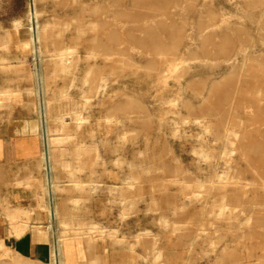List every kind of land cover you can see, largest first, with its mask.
Instances as JSON below:
<instances>
[{
    "label": "rangeland",
    "instance_id": "374dc122",
    "mask_svg": "<svg viewBox=\"0 0 264 264\" xmlns=\"http://www.w3.org/2000/svg\"><path fill=\"white\" fill-rule=\"evenodd\" d=\"M68 48L62 72L55 54ZM0 55V112L31 86L42 151L44 102L60 95L51 115L67 125L83 118L82 187L36 170L48 264L53 252L63 264H264V0H0ZM21 167L0 169V224L15 236L29 224L8 201ZM59 220L73 239L57 255Z\"/></svg>",
    "mask_w": 264,
    "mask_h": 264
},
{
    "label": "crops",
    "instance_id": "0c3cea01",
    "mask_svg": "<svg viewBox=\"0 0 264 264\" xmlns=\"http://www.w3.org/2000/svg\"><path fill=\"white\" fill-rule=\"evenodd\" d=\"M29 39L32 42L34 41L31 37ZM20 46H25V41ZM7 58L10 59L9 56ZM0 67L1 69H7L9 66L1 61ZM12 94L11 97L14 98V101L8 106V111L0 112V169L1 167L18 169L21 166L20 169H28L11 184L8 201L15 210L27 213V219L23 218V220H28L29 224L19 236L12 235L7 226L5 229L8 232H4L5 229L0 224L3 247V250L0 249V253H7L9 260H4V264H15L16 262L48 264L50 250L46 223L50 215L40 207V199L43 193L38 186L37 181L40 177L36 170L43 161L45 170L46 165H48L49 178L56 184H60V179L66 176L67 171L72 170L74 162L83 153L82 143L76 142L74 135H72L73 130L79 129L83 118L79 113H73L71 115L73 126H70L65 124L61 118L53 117L50 102L60 98V95H58V98L53 97L51 101L44 102L40 113L41 122L44 125V130L42 126V133L45 137V149L42 151V136L40 137L38 113L36 103L32 97V87L28 85L20 86V89L18 91L13 90ZM105 122L110 125L107 121ZM67 128L70 131H65ZM67 140L72 144V148L66 149V151H71V161L60 171L61 166L64 164V160L60 159V156L61 152L65 151L62 150L63 147L60 143ZM52 143L54 147L51 146ZM62 172H64V175L60 177ZM53 204H56V201Z\"/></svg>",
    "mask_w": 264,
    "mask_h": 264
},
{
    "label": "bare ground",
    "instance_id": "6f19581e",
    "mask_svg": "<svg viewBox=\"0 0 264 264\" xmlns=\"http://www.w3.org/2000/svg\"><path fill=\"white\" fill-rule=\"evenodd\" d=\"M32 17H34V18H36L37 17V12H33L32 13ZM68 25V24H67ZM67 27V26H66ZM46 27L45 26H43V27H41V29H38L37 30V35H38V39H40L41 37H43V36H45L46 35ZM78 33H80V32H78ZM240 49H241V51L242 50H244L245 48H242V46H240ZM91 52V51H90ZM92 53V52H91ZM91 53H88L87 55L88 56H90V54ZM242 53H244V51L242 52ZM74 55V50L73 49H64V50H61L60 51V53L59 54H55V56L57 57V60H58V62L57 63H59V65H60V70L62 71V72H64V71H66V70H68L69 69V67H70V64H71V61H70V58L72 57ZM88 58V57H87ZM249 57L246 55V56H244V61H243V64H245L246 63V60L248 59ZM73 63H74V61H72ZM75 64V63H74ZM174 67V66H173ZM172 67V68H173ZM243 68V67H242ZM69 71V70H68ZM69 73V72H68ZM102 81V80H101ZM99 91V90H98ZM63 96V98H66L67 96H66V93L63 91L62 93H61ZM68 128H67V130H65V131H67L68 132ZM64 131V132H65ZM70 131V130H69ZM67 132H65V133H67ZM239 137V134L237 133V132H235V131H233V130H231V129H229V130H226L225 131V133H224V138H225V140H227V142L229 143V145H230V147H232V145H233V143H234V141H236L237 140V138ZM234 146V145H233ZM233 149V148H232ZM229 151V150H228ZM226 151V153H225V155H224V158L225 159H227L228 158V156H229V154H230V152L231 151ZM205 153V152H204ZM203 153V154H204ZM231 153H233V152H231ZM207 154V153H206ZM231 156V155H230ZM224 159V160H225ZM229 159H230V157H229ZM229 159L228 160H226V163L227 162H229ZM225 162V161H224ZM225 163V164H226ZM78 170V169H77ZM221 176V175H220ZM227 176H229V174L227 175ZM227 176L226 175H223L222 176V179H221V181H222V185L225 183V181L229 178H227ZM66 178H68V180H70V182L73 184V188L74 189H79V188H81L82 187V185L78 182V181H76V179H75V171H74V169H72V170H69V171H67L66 172ZM231 178V177H230ZM228 181V180H227ZM230 181H232V180H230ZM226 184H227V182H226ZM225 184V185H226ZM229 184V183H228ZM224 185V186H225ZM218 187V186H217ZM223 187V186H222ZM197 195V194H196ZM195 197V196H194ZM194 197H193V199H194ZM223 201H224V199H223ZM131 205V204H130ZM133 206V205H132ZM131 206V207H132ZM227 207L228 206H226V204H224V202H222V201H220L218 204H217V210H216V214L217 215H219V216H222V215H225L224 213H225V210L227 209ZM229 209V208H228ZM124 210H125V208H124ZM123 210V211H124ZM131 210V209H130ZM125 212V211H124ZM228 212V211H227ZM227 216V215H226ZM225 217V216H224ZM249 219H247V221H248ZM246 221V222H247ZM249 222V221H248ZM247 224V223H246ZM59 227H60V232H59V236H58V240H57V246H59L60 244H61V241H62V239L63 238H65V237H67V238H70V241L73 239V231H72V226H71V223L69 222V221H65V220H59ZM93 238H92V235L90 234L86 239H84V242L86 243V244H88L89 245V243H91V242H93ZM69 242V241H68ZM55 244H56V241H55ZM56 250H57V255H58V252L60 251L61 252V246H59V248L57 249V247H56ZM54 252H53V264H63V262L61 261V259H58L57 258V262H55L54 261ZM88 264H95V262H89Z\"/></svg>",
    "mask_w": 264,
    "mask_h": 264
},
{
    "label": "water",
    "instance_id": "95a60500",
    "mask_svg": "<svg viewBox=\"0 0 264 264\" xmlns=\"http://www.w3.org/2000/svg\"><path fill=\"white\" fill-rule=\"evenodd\" d=\"M47 169H48V165H46V173H47V177H48V171H47Z\"/></svg>",
    "mask_w": 264,
    "mask_h": 264
}]
</instances>
